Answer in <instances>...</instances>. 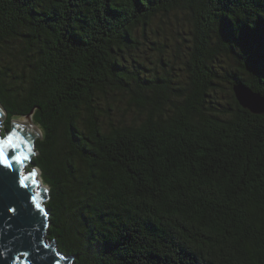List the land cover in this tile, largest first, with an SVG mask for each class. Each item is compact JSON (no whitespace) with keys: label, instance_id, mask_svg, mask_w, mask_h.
Wrapping results in <instances>:
<instances>
[{"label":"trees","instance_id":"1","mask_svg":"<svg viewBox=\"0 0 264 264\" xmlns=\"http://www.w3.org/2000/svg\"><path fill=\"white\" fill-rule=\"evenodd\" d=\"M264 0H0L1 136L71 264H264Z\"/></svg>","mask_w":264,"mask_h":264},{"label":"water","instance_id":"2","mask_svg":"<svg viewBox=\"0 0 264 264\" xmlns=\"http://www.w3.org/2000/svg\"><path fill=\"white\" fill-rule=\"evenodd\" d=\"M232 92L243 109L264 114V98L258 93L241 84L232 86ZM37 138L35 132L13 123L2 137L0 126V264H71L69 257L46 241L49 221L41 203L47 193L42 187L35 191L40 172L25 171L35 155Z\"/></svg>","mask_w":264,"mask_h":264},{"label":"bare ground","instance_id":"3","mask_svg":"<svg viewBox=\"0 0 264 264\" xmlns=\"http://www.w3.org/2000/svg\"><path fill=\"white\" fill-rule=\"evenodd\" d=\"M0 112L2 113V116L5 117V114L4 112L1 110L0 108ZM13 124L17 125V126H20L24 129H27V130H31L33 132H35V136H38V134H40V131L37 130V128H35L33 122H32V119L28 118V119H23V120H14L12 121ZM1 126V125H0ZM36 172V171H35ZM37 176V175H36ZM41 187V186H40Z\"/></svg>","mask_w":264,"mask_h":264},{"label":"rangeland","instance_id":"4","mask_svg":"<svg viewBox=\"0 0 264 264\" xmlns=\"http://www.w3.org/2000/svg\"><path fill=\"white\" fill-rule=\"evenodd\" d=\"M5 118H6V117L1 116V118H0V124H1L2 122H4ZM23 119H25V118L16 119V120H23ZM13 121H14V120H13ZM34 126H35V125H34ZM35 128H37V127L35 126ZM1 129H2V128H1ZM37 130H39V129L37 128ZM39 131H40V130H39ZM40 135H41V132H40V134H38L37 137H39ZM25 170H26V169H25ZM36 175H37V176L35 177V181H38V184H37V186H36L35 191H37V189L41 186L42 188H45V189H46V193H48V190H47V188H46L45 186H43V183H42L40 177L38 178L39 174L36 173Z\"/></svg>","mask_w":264,"mask_h":264}]
</instances>
